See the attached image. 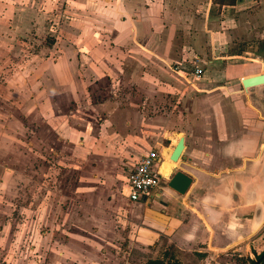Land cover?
Wrapping results in <instances>:
<instances>
[{"label":"crops","instance_id":"0c3cea01","mask_svg":"<svg viewBox=\"0 0 264 264\" xmlns=\"http://www.w3.org/2000/svg\"><path fill=\"white\" fill-rule=\"evenodd\" d=\"M58 3L60 43L90 50L40 58L26 80L25 111L40 132L34 141L55 162L51 171L43 160L42 173L57 179L44 184L42 208L25 228L11 231L15 240L0 244L8 264H236L261 254L264 222L254 230L264 185L255 173L264 110L240 89L242 79L264 74V0ZM12 5H0V14L16 26L19 14L28 20L33 12ZM193 58L199 78L177 65ZM150 149L160 155V184L130 201L128 175ZM176 168L198 187L160 194Z\"/></svg>","mask_w":264,"mask_h":264},{"label":"rangeland","instance_id":"374dc122","mask_svg":"<svg viewBox=\"0 0 264 264\" xmlns=\"http://www.w3.org/2000/svg\"><path fill=\"white\" fill-rule=\"evenodd\" d=\"M0 5L35 12L29 14L28 20L25 13L19 14L17 26L9 13L0 14V244L7 247L9 240H15L11 231L25 228L26 216L42 208L37 202L47 195L44 184H55L57 179L55 172L42 173L43 160L51 171L55 162L46 155L40 137L34 141L40 132L29 116L32 113L25 111L26 80L39 68L40 58L52 59L78 49L89 52L90 46L60 43L58 0H0ZM33 111L34 116H41L39 109ZM7 253L0 250V264H8ZM241 260L236 258V264H252V260Z\"/></svg>","mask_w":264,"mask_h":264},{"label":"water","instance_id":"95a60500","mask_svg":"<svg viewBox=\"0 0 264 264\" xmlns=\"http://www.w3.org/2000/svg\"><path fill=\"white\" fill-rule=\"evenodd\" d=\"M241 87L242 88L240 90L246 92V94H249L252 91L250 94L259 100L264 110V74H258L242 79ZM183 141L184 140L182 137L178 140L176 146L169 156L170 161L176 163L180 160L184 148ZM260 157L261 161L255 173V182L258 183L259 187H262L264 185V150L261 152ZM159 162L160 159L158 160V163ZM235 181L234 189L236 192L245 193V185L241 184V182L238 183ZM197 187V183L194 184L193 175L182 170L181 168H176L166 181L164 190H160V194H165L167 191L172 190L178 195H186L192 189ZM255 222L256 228L254 232H256L262 226L264 222V216L262 218L259 217ZM234 245L235 243H231L226 247V250L233 249L232 247H234ZM252 264H264V251L258 257L252 259Z\"/></svg>","mask_w":264,"mask_h":264},{"label":"built area","instance_id":"2783aa9c","mask_svg":"<svg viewBox=\"0 0 264 264\" xmlns=\"http://www.w3.org/2000/svg\"><path fill=\"white\" fill-rule=\"evenodd\" d=\"M196 62L197 59L193 58L190 61H185L182 65H177H180V69H187L193 77L199 78L203 74V69L197 66ZM159 159V153L155 149H150L133 165L127 178L128 198L130 201L136 202L148 198L151 192L158 187L162 178L156 169ZM252 259H254L253 256L248 259V262Z\"/></svg>","mask_w":264,"mask_h":264},{"label":"trees","instance_id":"16d2710c","mask_svg":"<svg viewBox=\"0 0 264 264\" xmlns=\"http://www.w3.org/2000/svg\"><path fill=\"white\" fill-rule=\"evenodd\" d=\"M258 256L259 255H257V257ZM241 262L243 263L242 260H241ZM144 264H179V262L174 258L173 259H167V260H165L164 258H157V259L147 260Z\"/></svg>","mask_w":264,"mask_h":264},{"label":"bare ground","instance_id":"6f19581e","mask_svg":"<svg viewBox=\"0 0 264 264\" xmlns=\"http://www.w3.org/2000/svg\"><path fill=\"white\" fill-rule=\"evenodd\" d=\"M163 154V153H162ZM165 161V160H164ZM167 162H169V161H167ZM163 164V163H162ZM175 164V163H174ZM173 166V165H172ZM168 168H169V163H165L164 164V166H163V168H161V171H162V173H167V171H168ZM163 174V175H164Z\"/></svg>","mask_w":264,"mask_h":264},{"label":"flooded vegetation","instance_id":"af4514ba","mask_svg":"<svg viewBox=\"0 0 264 264\" xmlns=\"http://www.w3.org/2000/svg\"><path fill=\"white\" fill-rule=\"evenodd\" d=\"M261 253H263V251L261 252ZM260 255V254H259ZM257 257V256H256Z\"/></svg>","mask_w":264,"mask_h":264}]
</instances>
